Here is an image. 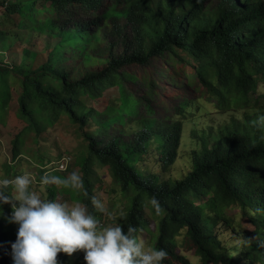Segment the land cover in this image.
I'll return each mask as SVG.
<instances>
[{
  "label": "trees",
  "instance_id": "obj_1",
  "mask_svg": "<svg viewBox=\"0 0 264 264\" xmlns=\"http://www.w3.org/2000/svg\"><path fill=\"white\" fill-rule=\"evenodd\" d=\"M1 17L8 27L0 29V118L15 90L16 115L25 122L12 142L13 158L25 132L40 139L66 116L87 141L78 196L97 219L96 163L108 168L128 198L121 225L134 226L138 235L149 209L157 230L153 248L167 252L163 264L169 257L189 264L177 251L180 244L201 264H264V0H2ZM17 29L52 38L43 42L38 63L29 45L33 34L24 40L20 63L4 62L21 38ZM161 56L172 67V75L162 74L167 81H175L176 63L194 61L215 112L231 114L219 126L196 114L207 128L190 152V171L179 178L139 166L153 144L163 169L175 163L187 112L196 105L183 98L172 113L158 116L155 78L127 68L147 67ZM231 208L252 228L229 215ZM8 215L0 213V264H13L16 223ZM57 259L67 264L66 253Z\"/></svg>",
  "mask_w": 264,
  "mask_h": 264
},
{
  "label": "rangeland",
  "instance_id": "obj_2",
  "mask_svg": "<svg viewBox=\"0 0 264 264\" xmlns=\"http://www.w3.org/2000/svg\"><path fill=\"white\" fill-rule=\"evenodd\" d=\"M107 3L110 2L107 1ZM37 5L40 6L41 3H37ZM16 18L19 19L18 16H16ZM3 19V17L0 18V29L8 27V25L3 23ZM16 31L21 35V38L16 40V42L12 44L10 50L4 53L6 55L4 62L20 63L23 57L24 40L29 35L33 34L29 45L31 48L38 51L37 58L33 59V63H38L45 53V50H43V42H53L52 38H49L46 34H38L32 30L17 29ZM19 40L22 41L20 42ZM185 57L190 60L188 55H185ZM169 61L172 63L170 59ZM193 64H195L194 61L191 63H186L184 61L176 63L177 72L174 75L175 81H167L165 77H162L163 73L172 75L171 64L162 56L152 58L151 63L147 67L132 66L127 68L138 75L147 74L149 77L155 78L157 82V100L155 102L158 105L157 114L159 117L172 113L175 105L183 98H191V100H194L196 103V105L191 107L192 111L187 112V123L184 124L182 145L175 163L166 168V170L163 169L162 164L159 163L157 159L159 150L157 146L153 144L145 154V164H139L141 169L145 172L153 171L159 173L162 178H179L184 176L191 169L190 152L192 149L197 148V137L198 135H203L204 130L202 128H207V123L203 122V124H201L202 122H198L204 118L199 117L194 120L196 114L198 116H205L207 118L206 120H209V122L211 121L215 126L228 122L231 117V114L228 112L222 115H218L215 112L214 103L210 100L205 88L195 76ZM167 65L170 67H167ZM130 85L135 87L139 92L143 91L141 86H134L133 83H130ZM261 91H264V86L260 84V92ZM113 93L116 92H110V94ZM110 94H107V96H111ZM16 96V92L13 90V101L6 108L5 118H0V179H12L17 175L27 172L32 179L30 185L31 189L37 192L42 199H49L52 193L51 191H53L56 200L68 202L69 204L80 203L84 206L78 196L82 191L81 180L83 173L81 168V157L87 154V141L82 130L66 116H63L54 125L50 126L48 131L43 132L40 135V139L36 137L33 131L25 132L22 136L21 143H19L21 153L19 157L13 158V139L25 126V122L21 121L16 115L17 105L14 103ZM102 101L103 104L106 103V99ZM210 110L211 112H209ZM63 155L70 156L71 164L66 171H53L50 172V175L65 179L75 171L80 177L79 187L73 188L71 186L65 187L62 184L57 185L48 183L43 185L39 183L38 181H42V177L45 176V174H43L44 170L41 168L43 165L39 164V160H58V158ZM141 163H143V159ZM94 167V176L96 177L95 196L96 199L101 201L104 207V211L101 212V216L98 218L99 222L103 223L100 226L103 227L115 223L121 224L122 218L127 210L128 198L121 193L122 191L118 182L113 179L107 167L100 166L97 163ZM11 211L10 204L5 203L0 206V213L2 214H10ZM228 214L235 215L239 221L243 222V226H246V228H252L244 219L240 218L236 209H229ZM145 217L144 226L137 237L142 239L147 247L153 248L156 236L155 232L157 230L155 231L156 223L150 216L148 208L146 209ZM17 228L18 225L16 224L11 230V236L14 238V241L16 239ZM220 228L222 227L219 226V229ZM226 239L232 242V244L236 241L231 235ZM179 240H181V237H179ZM177 251L184 254L189 259V264H201L200 258L195 255L193 249H188L180 244ZM169 259L171 260L169 264H183L178 260H172L170 257ZM65 262L67 264H86L83 259V250H77L71 256L66 254Z\"/></svg>",
  "mask_w": 264,
  "mask_h": 264
},
{
  "label": "clouds",
  "instance_id": "obj_3",
  "mask_svg": "<svg viewBox=\"0 0 264 264\" xmlns=\"http://www.w3.org/2000/svg\"><path fill=\"white\" fill-rule=\"evenodd\" d=\"M31 183L27 172L0 179V206L10 204L12 211L6 219L18 225L16 239L11 242L13 264H60L58 253L71 256L77 250H83L86 264H163L167 252L147 247L134 226L115 223L101 227L86 206L42 199ZM42 183L75 188L80 177L75 171L65 179L46 175ZM150 202L159 212L157 200L153 197ZM92 204L104 211L95 197ZM260 244L264 246V241Z\"/></svg>",
  "mask_w": 264,
  "mask_h": 264
},
{
  "label": "built area",
  "instance_id": "obj_4",
  "mask_svg": "<svg viewBox=\"0 0 264 264\" xmlns=\"http://www.w3.org/2000/svg\"><path fill=\"white\" fill-rule=\"evenodd\" d=\"M71 164L70 156L63 155L62 157L58 158V160H49L46 164L41 166V168L44 170L43 174L45 176H51L50 172L53 171H66L69 165ZM36 179V178H34ZM39 183L46 185L48 183H42V181H38Z\"/></svg>",
  "mask_w": 264,
  "mask_h": 264
},
{
  "label": "bare ground",
  "instance_id": "obj_5",
  "mask_svg": "<svg viewBox=\"0 0 264 264\" xmlns=\"http://www.w3.org/2000/svg\"><path fill=\"white\" fill-rule=\"evenodd\" d=\"M62 172H64V171H62Z\"/></svg>",
  "mask_w": 264,
  "mask_h": 264
}]
</instances>
